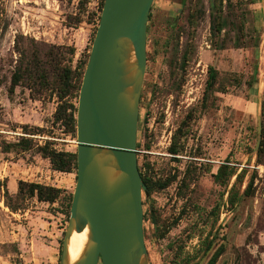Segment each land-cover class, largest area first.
<instances>
[{
    "label": "rangeland",
    "instance_id": "rangeland-1",
    "mask_svg": "<svg viewBox=\"0 0 264 264\" xmlns=\"http://www.w3.org/2000/svg\"><path fill=\"white\" fill-rule=\"evenodd\" d=\"M217 1L153 0L149 11L137 165L152 183L177 175L165 189H151L149 201L142 193L149 264H206L219 249L216 264H264V155L257 164L254 151L264 92V0H223L227 26L219 34L210 21ZM97 12L98 0H0V182L13 199L19 181L61 190L54 204L31 199L12 213L0 189V264H58L76 172L54 171L34 145L47 141L76 152V134L54 122L56 73L76 69L89 54ZM234 25L244 29L240 42ZM18 51L46 74L26 76L9 94ZM209 67L217 77L206 90ZM182 121L188 133L176 162L168 148ZM21 137L33 140L30 150L5 152ZM260 145L264 151L262 131ZM191 160L194 180L181 189ZM221 165L234 175L216 180ZM251 178L253 192L244 196Z\"/></svg>",
    "mask_w": 264,
    "mask_h": 264
},
{
    "label": "water",
    "instance_id": "water-1",
    "mask_svg": "<svg viewBox=\"0 0 264 264\" xmlns=\"http://www.w3.org/2000/svg\"><path fill=\"white\" fill-rule=\"evenodd\" d=\"M152 3L103 1L77 98L76 182L58 264H149L136 136ZM261 131L260 103L254 151ZM85 230L71 262L70 238Z\"/></svg>",
    "mask_w": 264,
    "mask_h": 264
},
{
    "label": "trees",
    "instance_id": "trees-1",
    "mask_svg": "<svg viewBox=\"0 0 264 264\" xmlns=\"http://www.w3.org/2000/svg\"><path fill=\"white\" fill-rule=\"evenodd\" d=\"M104 0H98V12L96 15L97 25L99 22V16L102 9ZM223 0H218L219 7L216 8V12L214 11V5H213V11L210 14V21H211V31L212 33L219 34L223 28L227 26L226 19L222 17L221 12V3ZM216 7V6H215ZM234 29L237 30V40L240 42V36L244 34V29L238 27L237 25H234ZM96 31V29H95ZM19 60L17 62V65L15 67V70L11 77L10 87H9V94H12L14 89L19 86V83L24 80L26 76H31L34 74V72L41 76L42 74H46V69L42 68L37 64L36 60H25L26 54L24 52L18 51ZM89 55V54H88ZM88 55L85 57L83 61H80L76 67V69H71L70 67H64L61 69V71L56 73V84L55 91L57 94L58 102L56 111L54 113V122L60 123V125H63L64 129L66 130V133L70 135L76 134V107L73 104L68 103L64 99L66 97H71L73 99L78 98V93L80 89V84L83 76V72L86 67ZM207 83H206V90H210L213 86V83L215 82V79L217 77V72L213 67L208 68L207 73ZM250 82L248 81V86L250 87ZM77 103V101H76ZM261 119H262V134L264 135V92H263V98L261 101ZM188 133V124L185 123V121H182L179 127L174 132L171 143L168 148L169 154L172 156L173 160L177 162V156L181 154L183 151V147L181 145V139L185 138ZM28 134V133H25ZM33 146V140L25 137H21L17 143L12 145H7V148L5 152H9L11 147L16 148L20 151H28ZM36 148V151L38 155L42 159L48 160L51 168L54 171L60 172V173H72L76 172L77 168V160H76V152L70 153V152H64V151H57L53 147H51V143L45 141L43 145H34ZM264 155L263 151V145H260L256 156H257V164H261L260 158ZM196 158V157H192ZM195 169H196V163L194 160H191L183 174L181 179L179 180V188L182 189V187H187L188 183L194 180L195 177ZM227 165H221L217 171V174L215 176L216 180H220L223 178L225 180L227 176H232L235 173V169H230ZM229 172V173H228ZM141 175V174H140ZM142 177V181L146 187V190L144 192L146 200L149 201L150 199V191L153 188H156L157 190H163L166 187H168L171 183L177 181V175L172 176L170 179L164 182H155L152 183L149 179ZM253 179L251 178L249 181V184L247 188L244 191V196L251 195L253 190ZM0 189L3 191L2 197L4 198V204L5 207L9 209L10 212L16 213L18 211L23 210L26 206V202L31 199H35L37 202L40 203H48V204H54L61 195V190L53 187H47L36 183H26L19 181L17 183V193L15 195V198L13 199L12 196L9 194L6 182H0ZM71 197L70 195L67 199L66 207H67V215H69V209H70V203H71ZM234 202V199L232 200ZM145 219V215H144ZM223 249H219L216 251L211 258L207 261L206 264H216L218 257L221 255ZM61 252V249H60Z\"/></svg>",
    "mask_w": 264,
    "mask_h": 264
},
{
    "label": "bare ground",
    "instance_id": "bare-ground-1",
    "mask_svg": "<svg viewBox=\"0 0 264 264\" xmlns=\"http://www.w3.org/2000/svg\"><path fill=\"white\" fill-rule=\"evenodd\" d=\"M86 235H87L86 230L80 234L78 233L72 234L68 246V255L71 262L75 261L82 252V249L86 243Z\"/></svg>",
    "mask_w": 264,
    "mask_h": 264
},
{
    "label": "built area",
    "instance_id": "built-area-1",
    "mask_svg": "<svg viewBox=\"0 0 264 264\" xmlns=\"http://www.w3.org/2000/svg\"><path fill=\"white\" fill-rule=\"evenodd\" d=\"M41 185V184H40ZM44 186V185H43ZM48 187V186H47Z\"/></svg>",
    "mask_w": 264,
    "mask_h": 264
}]
</instances>
